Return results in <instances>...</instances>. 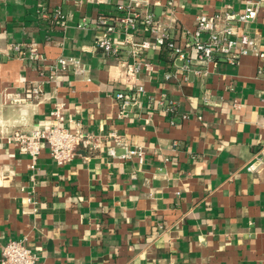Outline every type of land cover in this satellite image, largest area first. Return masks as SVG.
I'll use <instances>...</instances> for the list:
<instances>
[{"label": "crops", "instance_id": "0c3cea01", "mask_svg": "<svg viewBox=\"0 0 264 264\" xmlns=\"http://www.w3.org/2000/svg\"><path fill=\"white\" fill-rule=\"evenodd\" d=\"M247 1L175 0L178 26L193 28L200 14L242 13ZM254 1L259 13L246 31L264 49V0ZM127 2L0 0V257L9 239H26L35 264H264V178L245 168L264 147V58L210 63L205 75L166 81L173 57L152 53L142 104L121 117L115 93L126 87V53L96 46V22ZM57 9L67 19L55 20ZM16 43L21 52L11 50ZM59 56L79 58L86 74L51 77ZM163 95L176 102L172 115L149 101ZM57 102L65 125L81 121L101 147L81 144L61 165L43 143L33 168L12 136L47 126ZM112 131L141 146L143 161L121 157L122 148L110 155Z\"/></svg>", "mask_w": 264, "mask_h": 264}, {"label": "built area", "instance_id": "2783aa9c", "mask_svg": "<svg viewBox=\"0 0 264 264\" xmlns=\"http://www.w3.org/2000/svg\"><path fill=\"white\" fill-rule=\"evenodd\" d=\"M92 1L97 4L105 2ZM153 4L163 5L161 14H156L151 7ZM117 9L119 13L115 15L98 16L96 27L101 30L102 35L96 40V46L107 56L123 58V53H126L124 83L127 88L115 93L121 117L127 116L134 107H140L142 104L146 88L140 79L145 72L149 73L155 69L152 53L168 51L173 57V62L169 63L164 72L166 81L185 80L192 73L205 75L207 72L201 67L210 63L225 61L237 64L243 56L250 54L264 58L261 42L246 31L247 26L259 13V5L254 0L246 2L242 13L218 11L213 14H200L191 29L178 26V8L175 0H165L164 3L160 0H128L127 3H119ZM54 19L63 20L67 19V16L57 9ZM12 49L21 52L22 44L16 43ZM32 51V56L38 58L37 51ZM61 71L85 75L87 69L77 57L59 56L51 63L49 75L56 77ZM32 93L42 95L39 86L35 87ZM156 99L151 97L149 101L163 107L167 114L172 115L177 111L175 101L167 100L164 95ZM64 108V103H55L50 112V121L44 128L18 130L13 134L12 139L31 156L33 168L41 155L43 143L48 144L51 156L61 165L76 157L81 144H86L92 150L101 147L102 138L86 130L81 121L70 118L68 121L72 127L65 125L67 118ZM151 116L148 114L146 120L151 121ZM183 118L187 119L189 115L184 113ZM198 118L202 119L203 116L198 115ZM106 137L112 141L107 148L110 155L116 156L117 149L122 148L125 152L121 157L135 156L143 161L145 151L141 146L132 147L117 131L108 133ZM245 168L248 172L263 174L264 178V147L254 153ZM37 258L26 239H9L2 250L0 264H35Z\"/></svg>", "mask_w": 264, "mask_h": 264}]
</instances>
